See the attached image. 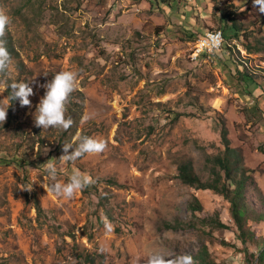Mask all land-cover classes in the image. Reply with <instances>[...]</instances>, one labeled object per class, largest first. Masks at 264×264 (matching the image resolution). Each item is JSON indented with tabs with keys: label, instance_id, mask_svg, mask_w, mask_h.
Returning <instances> with one entry per match:
<instances>
[{
	"label": "rangeland",
	"instance_id": "rangeland-1",
	"mask_svg": "<svg viewBox=\"0 0 264 264\" xmlns=\"http://www.w3.org/2000/svg\"><path fill=\"white\" fill-rule=\"evenodd\" d=\"M0 14L10 19L0 40L12 51L0 71V107L9 105L11 83L33 90L30 105L16 100L0 123V264H147L156 253L191 264H259L264 14L252 0H0ZM216 30L222 51L192 60L197 37ZM61 71L76 73L65 104L72 125L37 127L43 85ZM223 126L252 179L245 245L229 202L178 178L189 163L211 182ZM83 136L105 149L59 160L62 145ZM47 163L56 164V182L77 170L94 182L58 198L44 188L52 183Z\"/></svg>",
	"mask_w": 264,
	"mask_h": 264
},
{
	"label": "clouds",
	"instance_id": "clouds-1",
	"mask_svg": "<svg viewBox=\"0 0 264 264\" xmlns=\"http://www.w3.org/2000/svg\"><path fill=\"white\" fill-rule=\"evenodd\" d=\"M254 6H258V11L264 14V0H252ZM10 23V19L5 14H0V36H3L5 27ZM211 42L218 45L221 41L219 34H210ZM10 63V54L4 46V41L0 40V71L7 69ZM43 87L46 89L43 97L36 108L35 125L40 128L49 129L57 128L67 130L72 125L71 118L65 117L66 101L76 87V73L73 71L58 72L51 81L47 82ZM10 96L9 105L12 101L18 100L21 106H29L30 97L33 94L32 88L27 82H14L9 85ZM8 107H0V123L6 118ZM106 147L103 140H97L89 136L80 137L77 146L73 147L71 143L62 145L63 154L59 160L64 162L75 161L77 158L85 154H96L102 152ZM71 149V152L68 150ZM56 161V160H53ZM58 169L55 163H47L46 174L52 182L45 185L47 191L58 198L70 200L76 192L83 190L90 183H93L91 177L82 174L77 170L71 175L67 183L56 182ZM104 227L111 231L112 225L107 217L104 218ZM147 264H191V258L184 255L175 256L166 259L163 255L156 253L148 258Z\"/></svg>",
	"mask_w": 264,
	"mask_h": 264
},
{
	"label": "trees",
	"instance_id": "trees-1",
	"mask_svg": "<svg viewBox=\"0 0 264 264\" xmlns=\"http://www.w3.org/2000/svg\"><path fill=\"white\" fill-rule=\"evenodd\" d=\"M232 28L236 31L235 26ZM4 46L7 48L11 59L12 51L10 45L5 42ZM224 47L225 46L223 45V48ZM5 71L6 70L1 71L2 75H4ZM8 94L10 96V92H8ZM14 104L15 101H12L10 109ZM220 136L221 143L224 146V153L213 159L211 182H202L200 178L194 174L192 166L189 163H182L178 166V178L184 185L198 190H210L224 197L229 202L230 217L238 231V238L240 242L245 245L248 239L253 238V235L246 227V216L249 211L245 201L246 186L252 179L249 175H246L244 170H240L238 165L240 158L236 157V152L229 147L227 130L224 126L221 128ZM36 210L38 213L41 212L38 204L36 205ZM217 224L219 227L224 228L220 223ZM257 261L259 264L264 263V246L261 247V250L258 253ZM202 262L205 263V261Z\"/></svg>",
	"mask_w": 264,
	"mask_h": 264
},
{
	"label": "built area",
	"instance_id": "built-area-1",
	"mask_svg": "<svg viewBox=\"0 0 264 264\" xmlns=\"http://www.w3.org/2000/svg\"><path fill=\"white\" fill-rule=\"evenodd\" d=\"M224 45V40H221L218 45L212 44L208 36H199L194 42V48H198V57H192V60H196L199 57H212L219 54Z\"/></svg>",
	"mask_w": 264,
	"mask_h": 264
},
{
	"label": "bare ground",
	"instance_id": "bare-ground-1",
	"mask_svg": "<svg viewBox=\"0 0 264 264\" xmlns=\"http://www.w3.org/2000/svg\"><path fill=\"white\" fill-rule=\"evenodd\" d=\"M210 34H219L220 35V37H221V40H224V38H223V35H222V32L221 31H208V32H206L204 35H202V36H208V39H210L211 40V38H210ZM197 55H198V48H195V50H194V54H193V57H197Z\"/></svg>",
	"mask_w": 264,
	"mask_h": 264
}]
</instances>
